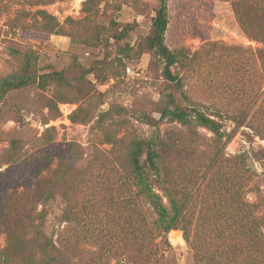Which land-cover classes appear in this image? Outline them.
Masks as SVG:
<instances>
[{
  "label": "rangeland",
  "instance_id": "374dc122",
  "mask_svg": "<svg viewBox=\"0 0 264 264\" xmlns=\"http://www.w3.org/2000/svg\"><path fill=\"white\" fill-rule=\"evenodd\" d=\"M43 2L22 7L0 0V78L22 69L21 52L31 56V74L63 75L62 82L50 81L43 90L36 85L15 90L0 102V188L7 189L0 199V264L4 254L8 264H22L9 255L5 230L26 241L40 230V241L49 239L56 246L60 264H143V244L159 257L145 264H194L193 250L184 241L169 239L170 231L155 247L148 243L156 215L137 194L122 163L128 142L135 139L170 143L161 152L167 158L168 187H186L182 214L193 240L202 225V247L209 252L241 240L253 249L255 233L264 234V162L253 154L264 150V142L232 121L224 123L219 142L205 129L193 127V137L186 127L161 117L172 106L193 104L207 108L208 114L229 108L237 103L238 92L252 85L248 68L240 74L229 58L204 57L192 68L175 69L188 98L183 101L182 91L162 77L161 61L145 45L159 0ZM165 3V44L170 49L195 52L209 41L261 47L241 29L232 0ZM18 10H43L55 20V34L40 31L38 17H22ZM50 101L57 111H50ZM74 112L86 121L72 123ZM100 116L104 119L98 124ZM229 133L231 139L225 141ZM13 141L23 163L7 170L2 156ZM38 182L41 199L47 201L41 220L34 215L42 206L29 203ZM152 184L163 198L161 186L154 179ZM257 195L260 221L255 222ZM163 203L168 207L164 198ZM242 226L247 234H241ZM32 252V264H47L37 249ZM48 254L54 256L51 250Z\"/></svg>",
  "mask_w": 264,
  "mask_h": 264
},
{
  "label": "trees",
  "instance_id": "16d2710c",
  "mask_svg": "<svg viewBox=\"0 0 264 264\" xmlns=\"http://www.w3.org/2000/svg\"><path fill=\"white\" fill-rule=\"evenodd\" d=\"M14 1L16 3L18 2V5L22 7L38 6L41 3H45L43 2L44 0ZM232 7L237 22L243 32L248 37L261 43V47L245 49L241 46L209 41L200 50L195 52H190L185 48L170 49L165 44V34L168 26L167 6L165 0H159V6L154 12L151 31L146 39L145 45L161 61L162 77L182 91L183 101H188V98L183 90L182 78L178 75V72H175V69L187 70L192 68L196 61L202 60L204 57L207 61L214 58L221 62L229 58V62L234 65V71L240 74L245 68H248V77L252 83L250 88L239 91L237 103L232 104L225 110H214L208 114L206 113L208 111L207 108H197L195 105L189 104L183 109L178 106L164 108L161 112V117L169 118L172 122L186 127L189 134L193 137L197 136L196 129L194 128L205 129L219 142L224 139L226 131L224 129V123L226 121H232L240 127L246 125L257 138L264 142V0H232ZM18 12L22 17H38L40 19L38 29L48 34H55V20L43 10H37L33 13L29 10H18ZM21 54L25 57V64L22 69L17 73L0 78V102L12 91L33 85L43 90L50 81H63L62 72L53 71L38 76L31 74V56L25 52H21ZM49 108L50 111L52 109L53 111H57V104H53L50 101ZM54 118H57V116H54ZM69 119L72 123H84L86 121V118L78 117L77 112H74ZM103 119L104 117L100 116L97 123L100 124ZM230 139L231 134L229 133L225 141H229ZM170 147V143L164 138L131 140L127 144L125 159L122 162L124 163L125 171L135 183L137 194L149 204L156 215V219L152 223L153 229H149L147 234L150 246L155 247L156 240L160 237L165 238V235L171 229H178L183 232L185 243L194 252V264H202L204 261H208L210 264H264V234L258 231L255 233V246L253 249L241 240L240 242L235 241L230 244L224 243V245L218 246L214 250L215 252H209L202 247V225L198 226L196 239L193 240L191 226L187 224L188 219L182 214V207L186 204V198H182V196L184 195L186 187L184 185L177 186V191L168 187L170 181L168 180V166L165 162L167 158L161 152L169 150ZM253 155L255 160L264 162V150L259 152L258 155ZM2 158L1 165L8 166L7 170L13 166L22 167L23 157L20 154V150H17V143L15 141L11 143V148L4 153ZM69 171L70 168H66L64 173L68 175ZM3 175L4 173L0 172V176ZM262 178L264 179V172L262 173ZM152 179L161 186V192L163 198L168 203V207L164 205L163 198L154 190ZM40 187L41 182H38L29 203L31 205L40 204L42 206V209L37 213L35 212L34 215L41 220L44 217V206L47 204V201L41 199ZM6 191V188H0V199L3 198ZM38 199H40V202H38ZM259 202L260 199H258L257 195V199L253 203V206L257 209L255 222L260 221V214L258 212ZM32 217L33 213L28 217L30 222H33ZM262 217L264 218V213ZM200 227H202V230H200ZM241 228V234H247L246 229L243 231L244 226ZM5 233L7 235L8 250L11 251L9 255L12 257V260H18L22 264H32L34 261L32 251L37 249V253L48 261L47 264H60L56 257L59 255L56 246L49 239L40 241V230H36L34 238L28 241L24 240L22 235L13 239V232L10 230H5ZM259 242H262V245ZM24 243H26V247ZM31 243L37 244V248L34 245L31 249L29 247ZM164 243L168 245L167 240H164ZM48 250H51L54 256H49ZM2 259L4 264L9 263L8 255L4 254ZM140 259L145 264L150 261H158L159 257L153 250H147L146 244H143L140 249Z\"/></svg>",
  "mask_w": 264,
  "mask_h": 264
},
{
  "label": "water",
  "instance_id": "95a60500",
  "mask_svg": "<svg viewBox=\"0 0 264 264\" xmlns=\"http://www.w3.org/2000/svg\"><path fill=\"white\" fill-rule=\"evenodd\" d=\"M179 235L180 234V237H181V239L184 241V239H183V232L181 231V230H176V229H171L170 230V233H169V239L171 238H174L175 237V235ZM185 242V241H184Z\"/></svg>",
  "mask_w": 264,
  "mask_h": 264
},
{
  "label": "bare ground",
  "instance_id": "6f19581e",
  "mask_svg": "<svg viewBox=\"0 0 264 264\" xmlns=\"http://www.w3.org/2000/svg\"><path fill=\"white\" fill-rule=\"evenodd\" d=\"M175 239L177 238L178 240H180V241H183L182 239H181V237H180V234L178 235H175V237H174Z\"/></svg>",
  "mask_w": 264,
  "mask_h": 264
}]
</instances>
